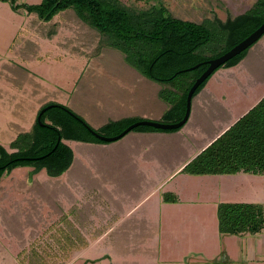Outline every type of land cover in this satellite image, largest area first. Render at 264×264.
Returning a JSON list of instances; mask_svg holds the SVG:
<instances>
[{
  "label": "rangeland",
  "instance_id": "374dc122",
  "mask_svg": "<svg viewBox=\"0 0 264 264\" xmlns=\"http://www.w3.org/2000/svg\"><path fill=\"white\" fill-rule=\"evenodd\" d=\"M41 1L17 0L18 3L29 4ZM123 1L139 7L162 3L173 17L203 25L204 30L194 33L192 44L202 41L196 46L195 53L209 57L223 52L231 43L230 19L245 13L258 0ZM73 13L66 10L52 22L44 23L34 14L17 12L9 1L0 0V144L10 151L13 150L10 144L18 131L11 127L12 121L19 123L23 129H31L39 108L51 101L65 104L96 131L111 121L123 118L144 117L150 121H165L169 106L160 96V91L168 87L167 83L143 76L134 65L127 63L121 51L106 45L103 35L100 36L89 26L87 28L84 22L79 23ZM53 30H61V34L55 39L43 37ZM70 30H74L77 36H73ZM70 37L73 41L87 42L86 48L82 49V57L75 53L79 50L71 47L75 43L70 42ZM248 54L249 57L241 64L222 67L212 75L203 94L211 91L220 101L209 102L206 99L202 106L194 105L190 119L180 129L177 139L172 136L148 139L147 153L155 160L151 168L148 163L142 164V169L148 171L143 180L136 169L131 171L130 166L123 164L135 131L110 142L104 151L98 144L70 143L76 157L72 164L74 171L79 175L86 174L87 177H84L90 184L107 182V206L126 209L135 204L144 189L134 191L133 185L139 183L143 186L146 183L148 186L150 175L153 184L160 185L157 196L141 206L133 219L129 217L120 225L115 224L112 234L106 238H129L128 233L125 236L122 233L124 227H129L136 217L149 210L148 216L158 234L156 239L162 244L160 259L157 255L159 249L153 243L149 244L146 252L130 250V247L125 248V244L123 249L111 246L114 255L136 259L140 264H178L165 262L164 259L178 249L186 251L188 243L193 242L202 255L219 250L218 259L221 262L213 260L211 263H222L226 257L224 240L229 239L219 231L214 202L264 203V175L243 172L223 177L192 175L179 169L182 162L195 155L200 146L199 140L193 138L202 126L198 124L199 120L209 122L205 116L211 114L219 116L223 122L228 115L230 120L235 121L264 95V36ZM136 150L131 151L133 156L139 153ZM120 159L123 162L117 166ZM82 167L83 173L80 172ZM173 170L178 171L171 178L164 179ZM66 177L65 173L50 176L46 169L35 172L30 166H19L5 174L0 185V264H65L67 230L64 217L69 204L64 194ZM120 182L127 184L129 192L122 191ZM166 192L178 194L183 199L182 204L166 206L158 202L159 195ZM120 209L118 216L123 214ZM160 223L161 233H158ZM134 225L144 232L145 237L147 227ZM141 234L138 230L130 237L133 239ZM98 248L100 250L104 246ZM98 248L93 249L94 254H97ZM204 263L211 264L210 261ZM184 264H189V260Z\"/></svg>",
  "mask_w": 264,
  "mask_h": 264
},
{
  "label": "trees",
  "instance_id": "16d2710c",
  "mask_svg": "<svg viewBox=\"0 0 264 264\" xmlns=\"http://www.w3.org/2000/svg\"><path fill=\"white\" fill-rule=\"evenodd\" d=\"M3 1H9L17 12L23 10L34 14L44 23L52 22L66 10L74 12L73 16L79 23L84 22L87 28L91 27L100 36L103 35L106 38L105 44L121 51L127 63L134 65L143 76L167 83L168 87L160 91V96L169 106L165 114L166 123L184 117L187 94L195 80L208 67L205 61L224 54L264 23V0H258L245 13L230 19L229 46L223 52L207 57L195 53L196 46L202 44V41L192 44L194 33L204 30L203 25L173 17L162 3L139 7L123 0H42L38 4ZM56 33L57 30H53L45 35L52 38ZM256 42L229 59L212 75L222 67L238 65ZM200 62V66L191 69ZM212 75L197 88L192 105ZM50 104L54 106L41 114L43 124H40V111ZM140 120L145 118L114 120L97 132L114 136ZM89 127L95 130L65 104L53 101L43 104L32 128L20 131L11 142L12 151L0 144V183L7 172L19 166L33 167L35 172L46 169L50 176L63 174L75 158L74 150L67 141L95 144L112 142L96 137ZM182 127L161 129L139 125L127 134L132 131L176 132ZM240 171L264 174V96L182 169V172L192 175L234 174ZM164 200L176 202L178 199L172 193H164ZM217 216L221 234H255L264 229L263 203L221 202L218 204Z\"/></svg>",
  "mask_w": 264,
  "mask_h": 264
},
{
  "label": "crops",
  "instance_id": "0c3cea01",
  "mask_svg": "<svg viewBox=\"0 0 264 264\" xmlns=\"http://www.w3.org/2000/svg\"><path fill=\"white\" fill-rule=\"evenodd\" d=\"M19 12L23 13L25 11L22 10ZM57 17L58 16H56L55 19ZM70 31H71L70 33H72L73 36H77V34L75 35L74 30H70ZM60 34H61V30H58L57 33L52 38H49L45 34L43 35V37L48 38V39H55ZM70 42L75 43V45L74 46L71 45V47L79 50L78 52H75V53H78L82 57L84 55V52L82 49L86 48L87 42L83 40L73 41L71 37H70ZM77 44H79V47L77 46ZM85 54H87V52ZM248 57H249V54L247 55L245 59H247ZM245 59L242 60L239 64L244 62ZM206 88H207V84L205 88L194 99L192 109L194 105H196L197 107H199L200 105L202 106V103H204L206 99L209 102H211L212 100L220 101L218 99H215L216 96L211 91H208V93H206L207 95L203 94ZM192 109H191V113H192ZM196 113L198 114V112ZM244 114H242L240 117H242ZM199 117H200V114H199ZM201 117H202V114H201ZM205 117L206 118L208 117L210 121L209 122L206 121L205 123H203L202 121L199 120L198 124L202 126L198 128V132L196 131L193 134V138L196 141L199 140L200 146L199 148H197L195 155H193L192 157L182 162L179 169L181 168L183 169L187 163H189L192 159H194L199 153H201L206 147H208L215 139H217L222 133H224L231 125H233L240 118L239 117L235 121H233V120H230V116L228 115L226 117L227 120L223 122L219 119V116H217L218 117L217 118L216 116H213L211 114L210 115L206 114ZM14 122L15 121H12L13 124H11V127L18 129L14 137H16L18 133L22 130H30V128L23 129L24 127H21L19 123L17 122L14 123ZM135 132L136 133H134V135L132 136L133 143L130 146L129 150L127 149L128 157L125 158L126 162L123 164L130 166L132 168L131 171H134V169H136V171L140 175V178H142L143 180V178L147 176L148 171L142 169L143 167L142 164L144 163V165H146L148 163L149 164L148 167H150V166H153V163L155 160L154 156H151L149 155V153H147L148 151L147 149L149 147L147 146L149 144L148 139L150 138L151 140L153 139V137L163 138L164 136H172L173 138L177 139V136L180 135L179 133L180 130L176 132H150V131H135ZM124 137L125 136H123L122 138ZM71 142H74L75 145L76 143L77 144L83 143V142H76V141H67L68 144H70ZM86 144H95V143H86ZM98 145H101L104 151L107 149V148L105 149V147L110 146V143L98 144ZM70 146L74 150L73 145L70 144ZM144 146H147V147L144 148ZM136 149H139V150H136ZM132 150H136L139 153L133 156L131 154ZM164 150H168V149L164 148ZM83 153L84 155H86V151H84ZM74 155H75V151H74ZM113 161L115 162L116 160H113ZM121 161L123 162L122 159H120L119 162L117 161V166L121 165L120 164ZM182 169H181V172H182ZM177 171L178 170H173L172 172H170V174H167L164 179L171 178L172 176L175 175ZM80 172L83 173V167L80 168ZM241 172L243 171H240L234 174H202V175H215V176L223 177L225 175H236ZM64 173L67 175L66 179H64V194L68 198V202H69L68 207H66V210H65V217H66L65 218V229L67 230V233L65 236L66 241L64 245L65 251H64V257H63V261L65 262V264H92V263L101 262V261H109V262H112V264H140L139 261L136 259H128L126 256H116L114 255L113 252H111V246H114L116 248L120 247L119 249H123L124 244H125V248L130 247V250H134V251L143 250L146 252L148 250L149 244L153 243L156 245V249H159L157 251V255L160 259L162 244H161V240L156 239L158 234H157L156 228H154V226L152 225L151 217L148 216L150 214L149 210L147 212H143V215L141 216H138V217L135 216L136 218L131 223V225L129 227L126 225V227H124L122 233L124 234V236L128 233L129 238H125V237H128V236H125L123 240L122 239L106 240V238L110 234H112L115 224L120 225L121 223L125 222V220H127L129 217H130V220L133 219V216L136 214V212L139 210L141 206L146 204L152 197L157 196L158 188L160 185L153 184V181H152L153 179L151 178V175L149 177L148 186H146V183L143 186L142 184L140 185L139 183L137 185L136 184L133 185V188H135L134 191H136L137 189H140V190L144 189L143 192L139 194L138 196L139 198L135 204L128 206V208L126 209H122V207L120 209L118 208V206L111 207L110 205H108L110 207V209H108L109 207L106 204L108 202L105 199L106 194L109 192L106 181H103L102 183L99 182L95 184H90V181L84 177V175L86 176V174L79 175L78 174L79 172L74 171V167H72V165ZM243 173H247V172H243ZM248 174H251V173H248ZM254 175H264V174H254ZM88 178H91V177L88 176ZM32 179L34 180V176ZM0 185L2 184L0 183ZM119 185L122 187H125V188L120 187L122 191L129 192V189L126 183L120 182ZM166 193L174 194L178 200L176 202L165 201L164 194H162V195H159L158 202H162L161 204H164L166 206L182 204L181 202L183 199L178 194H175L174 192H166ZM120 195L122 194H119V196ZM221 202H226V201L218 200L214 202V206L218 208V204ZM241 202H247V201H241ZM257 203H262V202H257ZM119 209L123 213L122 216H118ZM133 223L145 225L147 227L146 230H148L147 231L148 235L146 232L145 233L146 236L144 237L143 235L144 232L136 228V226ZM161 227H162V224L160 223V225L157 226L158 233H161ZM154 229H155V232H152ZM138 230L141 231L142 234L139 237L135 236V238L131 239L130 234L135 235L138 232ZM225 236H227L225 238L229 239L227 241L225 239L224 244H223L226 257H225V260L222 261V263L216 262L217 264H264V229L255 234H250V233H244L241 235L225 234ZM232 236H235L237 239H233L235 237H232ZM155 239H156V243L154 242ZM100 245H103L104 248L99 250L98 247ZM95 247L98 248L97 254H94L95 250L93 249ZM131 247L133 249H131ZM196 247H197L196 244H194L193 242L188 243V248L186 249V251L184 250L179 251L180 249H178L175 254L172 253L170 257H167L164 260L165 262L178 263V264H184L185 261H188V260H189V264L193 262H195V264H205L204 263L205 261H208V262L210 261L211 263V261L213 260L215 261L219 260L218 259L219 250L216 249V251L213 252L214 254L202 255L201 252L196 250L198 248ZM90 253L92 255H90ZM218 262H221V260H219Z\"/></svg>",
  "mask_w": 264,
  "mask_h": 264
},
{
  "label": "water",
  "instance_id": "95a60500",
  "mask_svg": "<svg viewBox=\"0 0 264 264\" xmlns=\"http://www.w3.org/2000/svg\"><path fill=\"white\" fill-rule=\"evenodd\" d=\"M264 35V23L260 25L255 31H253L250 35H248L245 39L234 45L231 49H229L227 52L224 54L216 57L209 59L205 61V63L208 64V67L206 70L195 80L191 88L189 89V92L187 94V100H186V111L184 114V117L176 122L172 123H166V122H157V121H150V120H140L132 123L129 125L126 129H124L121 133L114 135V136H107L103 135L92 128L89 127L91 132L98 138L104 141H116L120 138H122L124 135H126L129 131L134 129L135 127L139 125H148V126H153L156 128H161V129H178L185 125L187 121L189 120L190 114H191V109H192V98L197 90V88L210 76L212 73L219 68L220 66L224 65L229 59L233 58L234 56L238 55L242 51L246 50L249 48L251 45H253L256 41H258L262 36ZM202 62L194 65L191 67V69H194L198 66H200ZM54 106V104H50L43 108L40 111L38 121L40 124H43V122L40 119L41 114L48 108ZM61 140V137L59 138Z\"/></svg>",
  "mask_w": 264,
  "mask_h": 264
}]
</instances>
